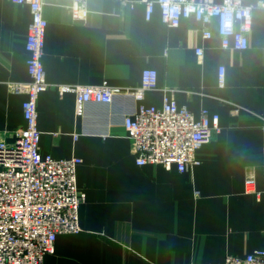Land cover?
I'll list each match as a JSON object with an SVG mask.
<instances>
[{
    "label": "crops",
    "instance_id": "1",
    "mask_svg": "<svg viewBox=\"0 0 264 264\" xmlns=\"http://www.w3.org/2000/svg\"><path fill=\"white\" fill-rule=\"evenodd\" d=\"M245 3L253 6L248 47L237 50L221 46L215 20L204 39L193 17L169 27L157 7L147 19L139 0H87L83 20L72 19L71 0H44L42 64L50 86L37 100L39 147L56 159H81L76 185L85 199L80 230L57 235L41 264H216L264 248V0ZM30 20L27 5L0 0L5 141L24 124L25 94L9 85L29 80ZM145 68L155 69L157 88L141 101L118 94L109 104L88 102L79 110L73 92L56 89L103 81L133 87ZM166 87L195 118L202 109L218 115L219 132L183 172L175 165H137L123 127L139 104L160 106Z\"/></svg>",
    "mask_w": 264,
    "mask_h": 264
},
{
    "label": "built area",
    "instance_id": "2",
    "mask_svg": "<svg viewBox=\"0 0 264 264\" xmlns=\"http://www.w3.org/2000/svg\"><path fill=\"white\" fill-rule=\"evenodd\" d=\"M27 5L28 23L25 48L29 80L10 83V88L25 94L21 109L24 124L16 130L13 141L0 139V264H41L44 255L53 253L57 235L80 230L78 210L85 199L83 189L76 185V156L56 159L42 153L37 127V100L50 84L42 64L46 20L42 15L44 0H10ZM87 0H71L73 20L87 15ZM145 5L149 19L155 7L162 21L175 27L183 18L193 17L201 25V36L211 37L209 24L217 23L222 47L237 50L248 47L253 6L245 0H139ZM261 5V4H259ZM195 53L202 55V48ZM155 69L142 70L140 83L119 89L106 81L100 84H57L59 95L71 91L80 110L85 103L109 104L114 96L125 94L136 101L157 88ZM224 68H218V83L223 85ZM173 90L163 88L160 106L139 104L123 119L130 149L137 165H175L180 172L197 164L196 151L219 132L218 115L206 109L198 118L186 107L178 106ZM241 108L237 105L236 109ZM264 133V116L261 115ZM216 264H264V248L244 256L226 255Z\"/></svg>",
    "mask_w": 264,
    "mask_h": 264
}]
</instances>
